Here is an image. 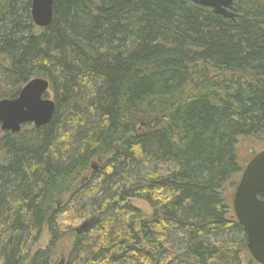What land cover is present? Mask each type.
<instances>
[{
  "label": "trees",
  "instance_id": "1",
  "mask_svg": "<svg viewBox=\"0 0 264 264\" xmlns=\"http://www.w3.org/2000/svg\"><path fill=\"white\" fill-rule=\"evenodd\" d=\"M233 6L53 0L39 27L31 0H0V100L42 78L54 102L0 127V264H56L69 235L62 264L254 261L232 199L241 140L264 144V0Z\"/></svg>",
  "mask_w": 264,
  "mask_h": 264
},
{
  "label": "water",
  "instance_id": "2",
  "mask_svg": "<svg viewBox=\"0 0 264 264\" xmlns=\"http://www.w3.org/2000/svg\"><path fill=\"white\" fill-rule=\"evenodd\" d=\"M208 7L213 13L235 19L234 2L237 0H190ZM53 0H31V17L35 25L46 27L52 20ZM49 87L42 78L29 80L16 97L0 100V127L12 133L22 125L40 127L47 124L54 112V102L45 98ZM264 149L255 153L242 169L234 189L232 209L238 223L246 234V247L253 260L264 264ZM93 219L83 222L76 231L89 226Z\"/></svg>",
  "mask_w": 264,
  "mask_h": 264
},
{
  "label": "rangeland",
  "instance_id": "3",
  "mask_svg": "<svg viewBox=\"0 0 264 264\" xmlns=\"http://www.w3.org/2000/svg\"><path fill=\"white\" fill-rule=\"evenodd\" d=\"M47 97L52 99V93L49 92ZM263 146H264L263 142L259 141V140H255V139H253V140L252 139L241 140V142L238 146L241 161H244V162L247 161L248 162V160L252 157V154H250L251 150H253V152L257 153L263 149ZM246 163H243V165L245 166ZM97 167H99V164L93 163L92 168L97 169ZM129 202L133 206L139 208L142 211L143 215H145V216H149L152 212V209L149 206V204L143 199L132 198V199H130ZM81 207H82V209H81L82 212H83V210H84V212L89 211V204L87 203V201H85L83 204H81ZM48 239H49V236H48L47 232L46 231L42 232L39 239L32 245V249H33L32 251H35L36 249H39V248H44L48 242ZM70 243H71V236L69 235V236H66L56 246L55 254L53 256V262H55L56 264H62L64 262L66 256H68L70 253V250H69L70 249ZM250 264H259V263H257L254 260Z\"/></svg>",
  "mask_w": 264,
  "mask_h": 264
}]
</instances>
